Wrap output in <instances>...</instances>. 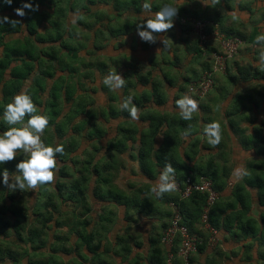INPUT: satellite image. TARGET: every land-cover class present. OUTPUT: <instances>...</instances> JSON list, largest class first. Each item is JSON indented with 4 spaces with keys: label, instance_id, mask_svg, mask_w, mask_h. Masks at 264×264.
<instances>
[{
    "label": "trees",
    "instance_id": "16d2710c",
    "mask_svg": "<svg viewBox=\"0 0 264 264\" xmlns=\"http://www.w3.org/2000/svg\"><path fill=\"white\" fill-rule=\"evenodd\" d=\"M46 1L53 9L52 13L35 15L36 11L25 9V15L18 17L14 9L20 7L23 0H12L11 4L0 0V16L19 21V24L0 25V131L10 127L2 119L3 107L11 102L14 95L27 91L36 107L35 114L48 118V125L41 135V140L46 146L55 147L59 144L64 148L63 154L56 155L51 182L37 185L35 189L24 190H9L6 185L0 184V231L3 236L7 235V231L14 233V240H0V264H22L23 260H26L27 264H114L113 255L118 256L125 264H143L142 261L147 264H196L195 256L202 252L209 241V232L201 221L206 194L193 190L187 197H182L181 192L175 189L158 199L150 191L151 181L157 177L158 169H162L167 162L174 167L175 180L181 190L185 188L187 178H190L192 183H198L201 177H205L211 181L219 197L227 183L228 166H218L213 161L206 167H189L182 162L178 158L177 148L183 142L182 135L186 130L187 121L181 120L180 115L160 113L144 116L149 123L140 131L130 122L119 123L115 135L107 140L106 154L97 158L102 147L101 140L107 134L106 124L110 118L117 117L120 112L124 113L121 110L114 112L112 106L109 110L96 106L87 89V79H93L90 67L96 65L102 69L106 61H85L80 58L78 49L79 46H84L85 42L79 38L74 39L73 36L78 23L83 25L84 30L81 32L85 34L98 19L96 16L93 19L80 16L76 20L77 24L67 27L68 10H76L80 4L65 6L64 2L58 0ZM84 1L91 2L83 0L82 3ZM182 16L180 22L186 25L194 37L193 47L196 54L208 52L211 56L214 51L221 52L219 42L211 47L207 42L206 48L202 49L191 24V20L205 21L203 33L208 36L210 30L212 33L221 31L214 21L194 12ZM44 17L49 27L39 31L38 27ZM99 33L104 34L101 30ZM224 36L235 35L225 33ZM237 38L241 42V39ZM239 45L240 43L228 60L237 53ZM212 64L211 56L210 67L207 66L196 80H192L195 72L191 77L181 74L184 81L180 92L187 90L191 95L202 97L196 89L190 88L198 84L205 72L212 71ZM138 67L134 72L138 81H149L151 68L141 72V66ZM225 72L226 69L224 72L212 73V86L216 76ZM162 73L166 78L163 70ZM125 76L124 87L133 85L130 73ZM168 82L172 83L170 80ZM151 86L152 92L149 94L143 92L137 98L133 97L136 107H142L149 95L154 103H164L165 95L161 81L152 78ZM124 117L130 118L125 113ZM28 118L25 117V122ZM140 118L143 119L142 116ZM162 127H165L163 142L155 148V138ZM129 141L139 142L135 159L148 182L133 186L127 193L118 186L116 179L120 169L124 167L121 154L127 150ZM84 142L87 145L81 148ZM260 154H264V151ZM22 158L23 153H20L13 160L0 164V170H7L9 173L10 182L12 177L18 174L16 164ZM254 179V183L247 179L238 182L228 201H219L217 198L208 210V222L211 227L217 231L220 228L228 231L236 241L250 238L243 244L244 255L241 264H253L251 251L254 246L255 263L264 264V215L261 216V226L247 215L251 204L245 183L257 186L259 205L264 206V177L256 173ZM90 192L97 201L124 205V219L130 225L137 223L140 216L160 219L148 235L146 256L137 253L130 257L132 247L140 248L142 245L128 230L116 235V244L111 246L107 234L115 220V212L109 206L99 208L96 220L88 230L93 209ZM171 203L180 213L181 223L198 238L197 249L189 255L187 262L178 254L181 242L179 235L169 246L161 240L173 216ZM228 210L230 211L227 212ZM161 212L164 218H161ZM9 215L13 217L12 220ZM73 237L75 240H72ZM66 256L69 258L64 260ZM223 260L224 252L215 245L212 255L204 264H222Z\"/></svg>",
    "mask_w": 264,
    "mask_h": 264
},
{
    "label": "crops",
    "instance_id": "0c3cea01",
    "mask_svg": "<svg viewBox=\"0 0 264 264\" xmlns=\"http://www.w3.org/2000/svg\"><path fill=\"white\" fill-rule=\"evenodd\" d=\"M34 1L33 4L38 5L35 15L43 12L52 13L53 9L48 1ZM58 1L64 2L65 6L80 4L76 10H68L67 27L77 24L76 20L80 16L92 19L96 16L98 19L85 34L81 32L84 30L83 25L78 23L77 31L73 36L74 39L79 38L85 42V45L79 46L78 49L80 58L85 61L89 59L106 61L102 69L92 65L90 70L93 73V79L86 81L87 89L96 106L107 110L112 109L110 108L112 106L114 112H119L123 97L131 95L137 98L143 92L148 94L152 92V78L159 79L164 89V103H154L152 96L149 95L150 99L147 98L142 107H136L138 119L124 117V113L127 114L124 111L123 114L120 112L117 117L110 118L106 124L107 134L101 140L102 147L97 158L106 154L107 140L115 135L116 126L119 123L130 122L140 131L148 126L149 121L144 118L150 113L179 115L176 100L187 94L197 101L198 108L193 113L192 120L187 121L186 129L190 126L191 130L189 135H182L183 142L177 148L178 158L189 167H206L213 161L218 166H228L227 183L219 193V201H228L238 182L247 179L254 183L256 173L264 177V154H260L264 151V65L259 63V52L264 50V44L255 43L258 35H264V0H219L215 5H213V0H149L152 5L150 12L142 8L143 0H91V2L84 1V3H82L83 0ZM164 3L177 6V14L172 20L173 27L166 32L155 34V43L142 41L137 35L136 21L151 18ZM81 4L88 7L85 8ZM190 12L205 15L214 21L218 29L222 31H220L222 35L228 33L241 39L237 53L227 62L226 72L216 76L212 88L202 97L191 95L187 90L180 92L184 81L181 74L191 77L195 72L192 80H196L207 69V66L211 65V56L208 52L203 54L194 52V37L186 25L180 22L182 15ZM45 18L38 27L39 31L49 27ZM100 30L104 34L99 33ZM162 40L165 41L166 46L162 44ZM208 43L210 47L218 44L215 32L212 33L211 30L208 34ZM138 66H141V72H144L146 68H151L149 81L143 83L135 77L134 72L139 68ZM113 69L124 78L125 83V75L130 73L133 85L109 90L104 86L103 79ZM162 70L167 75L166 78L163 77ZM211 122L219 123L221 128V141L214 147L207 143L208 138L203 132L207 124ZM164 131L165 127H162L156 136L155 148L162 144ZM138 144V141H129L127 150L121 154L124 167L120 169L116 183L127 193L132 190L133 186L148 182L135 159ZM86 145L87 143H82L81 148ZM237 168H241L247 174L237 177L235 175ZM161 170L158 169L157 177L151 181V187L156 184ZM245 189L250 196L251 204L247 215L254 218L261 226L264 206L259 205L258 188L254 184L245 183ZM90 200L93 209L88 230L95 222L99 208L109 206L115 212V220L107 234V240L111 246L116 244V235L128 230L142 245L140 248L132 247L130 257L137 253L146 256L148 235L160 219L140 216L137 223L130 225L124 219V205L97 201L91 192ZM160 214L163 216L161 218L165 217L163 212ZM9 218L13 219L10 215ZM0 240H14V233L7 231V235L3 236L0 231ZM72 240H75V237ZM248 240L250 238L236 241L228 231L220 228L218 229V242L209 244L208 241L202 252L195 256V262L204 264L205 260L212 255L216 245L224 252L222 264H241V258L244 255L243 244ZM255 247L251 251L253 264H256ZM112 258L114 264H123L118 256L113 255ZM142 263L147 264L145 261Z\"/></svg>",
    "mask_w": 264,
    "mask_h": 264
},
{
    "label": "clouds",
    "instance_id": "9594fccd",
    "mask_svg": "<svg viewBox=\"0 0 264 264\" xmlns=\"http://www.w3.org/2000/svg\"><path fill=\"white\" fill-rule=\"evenodd\" d=\"M11 4L12 0H3ZM219 0H213V5ZM142 8L151 11L152 5L149 0H143ZM25 9L38 11V5L23 0L20 7L14 9L16 16L23 17ZM177 6L171 3H164L151 18L136 21L138 37L147 43H155L157 33H163L173 27L172 20L177 14ZM5 23L19 24L17 20H10L7 16H0V25ZM166 46L165 41H161ZM255 43L264 44V35H258ZM259 63L264 65V50L259 52ZM103 84L109 90L124 87L125 80L113 69L103 79ZM176 107L179 109L180 119L190 121L193 113L197 111V101L190 95H183L176 100ZM121 111L127 112L131 119H138L137 108L133 104L131 95L122 98L120 103ZM36 107L27 91H22L12 97L10 103L3 107L2 119L9 125L7 129L0 131V164L11 161L20 153L23 158L16 164L17 175L9 181L7 170H0V184L6 185L9 190L35 189L37 185L47 184L53 179V171L56 166V155L63 154L64 148L57 144L55 147L46 146L41 140V135L48 125V118L42 114H35ZM29 118L25 122V117ZM15 125H20L16 127ZM190 126L183 132L184 136L190 134ZM208 138L207 143L216 146L221 141V128L217 122L208 123L203 129ZM241 168L235 170V175L241 177L246 175ZM176 189L175 170L170 163H164L159 173L156 184L150 189L156 198H162L164 194L171 193Z\"/></svg>",
    "mask_w": 264,
    "mask_h": 264
},
{
    "label": "built area",
    "instance_id": "2783aa9c",
    "mask_svg": "<svg viewBox=\"0 0 264 264\" xmlns=\"http://www.w3.org/2000/svg\"><path fill=\"white\" fill-rule=\"evenodd\" d=\"M193 25V32L198 36V44L202 49L206 48L208 42V36L203 33L206 22L201 20H191ZM215 36L219 42L221 52H212L211 56L213 58L212 71H207L199 80L197 85H192L190 89H196L199 92V95H204L208 89L212 86L211 75L213 72H224L226 69V62L236 51L237 45L240 43V40L237 37H225L219 32L215 31ZM176 190L181 192L182 197H187L191 191L197 190L199 192L206 194V205L203 209V214L201 216V221L204 224V227L207 228L209 232V241L211 244H215L218 240V231L211 227L208 222V210L209 207L214 203L218 198V192H216L211 184V181L205 177H201L198 183H192L190 178H187L186 185L183 190L178 187L176 183ZM173 209V216L168 225L164 230L162 235V242L166 245H171L173 240L177 235L180 236V247L178 254L187 262L190 254L196 251L198 238L191 234L188 231V228L181 223V215L175 206L170 204Z\"/></svg>",
    "mask_w": 264,
    "mask_h": 264
},
{
    "label": "rangeland",
    "instance_id": "374dc122",
    "mask_svg": "<svg viewBox=\"0 0 264 264\" xmlns=\"http://www.w3.org/2000/svg\"><path fill=\"white\" fill-rule=\"evenodd\" d=\"M68 258H69V257H68V256H66V257H64L63 259H64V260H67ZM4 264H9V263H8V262H6V263H4ZM22 264H27V263H26V260H23V261H22ZM123 264H124V263H123Z\"/></svg>",
    "mask_w": 264,
    "mask_h": 264
}]
</instances>
